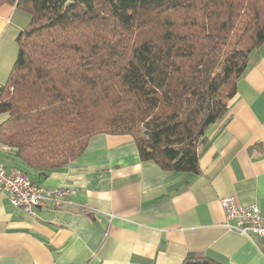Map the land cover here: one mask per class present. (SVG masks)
Instances as JSON below:
<instances>
[{
  "label": "trees",
  "instance_id": "16d2710c",
  "mask_svg": "<svg viewBox=\"0 0 264 264\" xmlns=\"http://www.w3.org/2000/svg\"><path fill=\"white\" fill-rule=\"evenodd\" d=\"M29 14L0 85V147L34 183L97 133L128 134L139 158L196 174L206 129L225 118L264 0H0ZM183 264H219L188 257Z\"/></svg>",
  "mask_w": 264,
  "mask_h": 264
},
{
  "label": "crops",
  "instance_id": "0c3cea01",
  "mask_svg": "<svg viewBox=\"0 0 264 264\" xmlns=\"http://www.w3.org/2000/svg\"><path fill=\"white\" fill-rule=\"evenodd\" d=\"M29 20L0 6V85L12 61L2 63L6 44ZM197 155L198 173L172 172L142 161L131 135H92L38 182L74 188L71 204L47 202L33 217L0 196V264H264L263 241L227 227L220 203L232 195L264 210V42L249 53L227 115L206 129Z\"/></svg>",
  "mask_w": 264,
  "mask_h": 264
},
{
  "label": "built area",
  "instance_id": "2783aa9c",
  "mask_svg": "<svg viewBox=\"0 0 264 264\" xmlns=\"http://www.w3.org/2000/svg\"><path fill=\"white\" fill-rule=\"evenodd\" d=\"M76 191L72 187L58 186L47 189L34 183L18 168L5 165L0 153V196L4 195L14 208L36 217V209L47 202L55 208L71 204ZM225 225L243 235H255L264 243V210L254 203L240 205L234 196L222 197Z\"/></svg>",
  "mask_w": 264,
  "mask_h": 264
},
{
  "label": "rangeland",
  "instance_id": "374dc122",
  "mask_svg": "<svg viewBox=\"0 0 264 264\" xmlns=\"http://www.w3.org/2000/svg\"><path fill=\"white\" fill-rule=\"evenodd\" d=\"M26 13V12H25ZM27 15L29 16V14L27 13ZM30 17V16H29ZM18 31L15 32L14 35H11L10 40L8 41L7 47L5 48L6 51H9V55L5 57V59L2 61V63L5 65H7L9 63V60L12 59L10 65H9V69H8V73L14 63V59L16 58L17 55V43L15 41L16 35H17ZM8 76V75H7ZM5 118L4 114H0V122ZM3 147V146H1Z\"/></svg>",
  "mask_w": 264,
  "mask_h": 264
}]
</instances>
